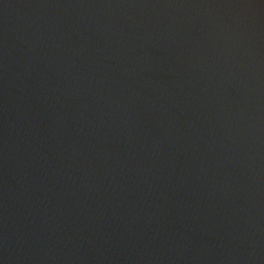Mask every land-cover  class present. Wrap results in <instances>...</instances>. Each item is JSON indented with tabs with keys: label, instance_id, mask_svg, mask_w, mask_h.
<instances>
[{
	"label": "water",
	"instance_id": "water-1",
	"mask_svg": "<svg viewBox=\"0 0 264 264\" xmlns=\"http://www.w3.org/2000/svg\"><path fill=\"white\" fill-rule=\"evenodd\" d=\"M0 264H264V0H0Z\"/></svg>",
	"mask_w": 264,
	"mask_h": 264
}]
</instances>
